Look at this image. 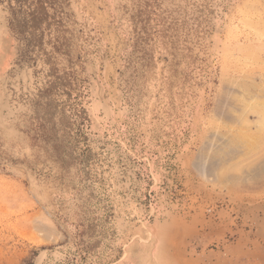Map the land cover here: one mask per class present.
<instances>
[{"label": "rangeland", "instance_id": "rangeland-1", "mask_svg": "<svg viewBox=\"0 0 264 264\" xmlns=\"http://www.w3.org/2000/svg\"><path fill=\"white\" fill-rule=\"evenodd\" d=\"M263 93L264 0H0V264H264Z\"/></svg>", "mask_w": 264, "mask_h": 264}, {"label": "bare ground", "instance_id": "bare-ground-1", "mask_svg": "<svg viewBox=\"0 0 264 264\" xmlns=\"http://www.w3.org/2000/svg\"><path fill=\"white\" fill-rule=\"evenodd\" d=\"M261 94V93H260ZM264 94V93H263ZM257 95V94H256ZM264 97V96H263ZM259 114L262 116L263 118V121H264V102L262 103L261 107H260V110L258 111ZM260 116V117H261ZM264 122H260L259 123V126H258V129L259 128H262ZM249 134V133H248ZM228 138H226V141L218 147V149L216 151H214V153H212V158H215L216 159V155L217 152L221 151L223 152L222 155L218 156L219 157V160L220 161H225V160H229V159H232L236 154H238V146L239 144L236 145V141L235 140H227ZM223 142V141H222ZM238 147V148H237ZM208 159V158H207ZM209 160V159H208ZM200 161V160H199ZM210 161V160H209ZM217 160H211V163L207 164L208 165V169L211 170L212 167L214 166L215 162ZM203 163V162H202ZM198 164V163H197ZM205 166V165H204ZM210 172V171H209Z\"/></svg>", "mask_w": 264, "mask_h": 264}, {"label": "trees", "instance_id": "trees-1", "mask_svg": "<svg viewBox=\"0 0 264 264\" xmlns=\"http://www.w3.org/2000/svg\"><path fill=\"white\" fill-rule=\"evenodd\" d=\"M29 15H30V14H29ZM54 83H55V82H48V87L45 88V89H46L45 92L52 90V89L54 88ZM43 91H44V90H43ZM43 91H42V92H43Z\"/></svg>", "mask_w": 264, "mask_h": 264}]
</instances>
